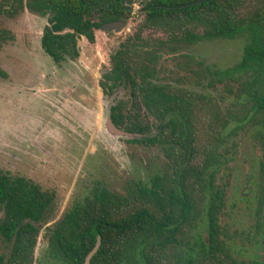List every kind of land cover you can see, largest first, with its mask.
<instances>
[{
	"label": "trees",
	"instance_id": "16d2710c",
	"mask_svg": "<svg viewBox=\"0 0 264 264\" xmlns=\"http://www.w3.org/2000/svg\"><path fill=\"white\" fill-rule=\"evenodd\" d=\"M131 2L9 0L0 10L25 7L45 16L40 46L53 62H60L65 56H77L80 37L92 43L102 24L126 18ZM139 2L144 14L140 28L162 30L169 43L245 34L241 58L231 68L217 72L191 57L183 66L184 78L197 86L204 80L208 87L220 83L235 103L222 111L207 96L154 81L155 54L139 32L119 41L109 54L111 66L99 87L110 93L122 84L129 86L131 105L118 100L107 116L117 130L131 135L127 141L158 144L167 161L161 176L134 183L125 195L94 186L91 194L64 213L50 239H56L67 264H81L96 237L100 244L89 264H264L259 259L239 262L232 255L229 241L224 240L230 235L220 222L225 185L216 183L226 149L219 127L228 120L256 125L264 151V0ZM149 118L155 121L153 131ZM51 198L38 184L0 169L4 213L0 229L14 236L15 247L28 242L22 232L30 228V220L35 231L33 224L42 222ZM201 214L204 234L193 235ZM257 230L264 241V226Z\"/></svg>",
	"mask_w": 264,
	"mask_h": 264
},
{
	"label": "rangeland",
	"instance_id": "374dc122",
	"mask_svg": "<svg viewBox=\"0 0 264 264\" xmlns=\"http://www.w3.org/2000/svg\"><path fill=\"white\" fill-rule=\"evenodd\" d=\"M8 1L0 0V6ZM139 1L129 4L119 31L96 30L92 43L80 38V57L65 58L59 66L40 46L45 16L25 7L0 10V169L54 192L56 216L94 186L124 194L134 183L163 172L161 148L130 143L105 126L109 99L99 87L100 72L110 67L109 54L125 37L138 31L147 42L155 54L158 82L207 96L222 111L235 103L220 83L187 82L183 66L189 56L217 72L231 68L241 58L245 34L169 43L162 30L140 28ZM257 129L232 119L219 127L226 146L216 175V183L225 185L220 222L230 235L232 255L244 263L264 252L260 237L250 236L255 215L264 217V151ZM205 227L201 214L191 234L202 235ZM43 243L35 244L37 256Z\"/></svg>",
	"mask_w": 264,
	"mask_h": 264
},
{
	"label": "flooded vegetation",
	"instance_id": "af4514ba",
	"mask_svg": "<svg viewBox=\"0 0 264 264\" xmlns=\"http://www.w3.org/2000/svg\"><path fill=\"white\" fill-rule=\"evenodd\" d=\"M122 2H124V0H122ZM129 10H130V5H129ZM121 21H123V20L121 19ZM100 28H101V26H100ZM106 32H110V31H106ZM80 38H82V37H80ZM80 38L78 40H80ZM176 42H182V41H176ZM77 52H78L77 56H74L72 58L68 57V56H65V57L67 59L78 58L79 57V52H80L78 48H77ZM187 57H189V56H186V58ZM62 61L54 62L55 66L61 65ZM108 69H110V67ZM108 69L103 70V71L100 72L101 80H103V75L106 73V71ZM101 80L98 81V84H100ZM185 80L187 82L191 83L192 85L197 86L195 83L192 82L193 80L190 81V80H187L186 78H185ZM154 81L158 82L157 80H154ZM200 85H198V86H200ZM185 90H188V89H185ZM102 91L105 94L108 95V99H109L108 105L106 107V112H109L110 107L113 104H115L118 100H123L126 103L127 107H129L131 105V92H130V87L129 86L125 87V85L122 84L118 88H114L113 91L110 92V93H108L107 89L106 90L102 89ZM125 92H126V98L125 99H121L120 96L123 93H125ZM148 121H149V124L151 126V131H153L154 130L153 124L155 123V121L153 120V118H149ZM117 128L123 134V135H120V136L125 137L126 141H127V139H130V138H128V136L124 135V134H126V132L123 131V129H121L120 127H117ZM130 143H133V142H130ZM135 144H138V143H135ZM139 145H141L143 147H146V148L147 147H159V148H161L158 144H152L150 146H146V145H143V144H139ZM161 150H162V148H161ZM163 155H164V153H163ZM165 160L167 161V158H165ZM161 174L162 173H160V175H156V176H161ZM10 176L11 177H21V176L13 175V174H10ZM24 179H26V178H24ZM26 180H28V179H26ZM149 180L147 182H149ZM28 181H30V180H28ZM147 182H144V183H147ZM133 185H131V186H133ZM48 192H50L52 194V198H51V201L49 202V204L46 207H44V209H43L42 222L38 223V224H33V227H34L35 231H31V220H30L29 221L30 228L22 232V234L24 235L25 239H28L27 243H23L22 246L19 247V248L15 247L14 244H13V242H14L13 241V237L14 236L12 235V237H9V232H5L4 233L0 229V264H7V263L8 264H36V263L37 264H67L65 255L62 254L63 252L61 250L59 251V249H58V245H57L56 239L51 240L50 237H51V234L53 233V229L56 228L59 225H62L60 223V220L62 219L64 213L75 202H80V201H82L84 199L85 196L91 194V189L87 192V194L83 195L80 199H73L71 204L68 206V208L63 210L62 212H60L59 216H56V214L58 213L57 212L58 211V206L55 204V194L52 191H48ZM108 192L111 193V194H117V193H113V192H110V191H108ZM125 194H126V192L124 194H117V195H125ZM3 217H4L3 209L0 208V227L2 225L1 219ZM254 221L255 222L253 224V231L250 234L251 238H256L257 236L260 237V234H259L257 228L258 227H259V229L263 228V226H264V217L261 218V217H259V215H257V216L255 215V220ZM31 234H33V238H34L33 246H31ZM40 239L43 240V242H44L43 245H42L43 246V250L37 256V254H35L36 253L35 252V244ZM224 240L228 241L227 238H224ZM260 244H261L262 247H264V241L260 240ZM260 255L261 256L259 257V260H261V261L264 260V252L260 251ZM35 259H36V261H35Z\"/></svg>",
	"mask_w": 264,
	"mask_h": 264
},
{
	"label": "water",
	"instance_id": "95a60500",
	"mask_svg": "<svg viewBox=\"0 0 264 264\" xmlns=\"http://www.w3.org/2000/svg\"><path fill=\"white\" fill-rule=\"evenodd\" d=\"M199 2V1H196ZM124 22L121 20H116V21H110V22H106L104 24L101 25V30L102 31H119L121 29V27L123 26ZM77 46L79 47V40L77 42ZM79 57H80V53H79ZM106 129L107 131H109L112 134H116V135H123L121 133V131L117 130L112 123L110 122L109 117L107 116L106 119V123H105ZM125 136L130 137V134H124ZM100 244V240L99 237L96 238V242L93 246V248L86 254L83 262L81 264H89V260L92 257V255L96 252L98 246Z\"/></svg>",
	"mask_w": 264,
	"mask_h": 264
}]
</instances>
